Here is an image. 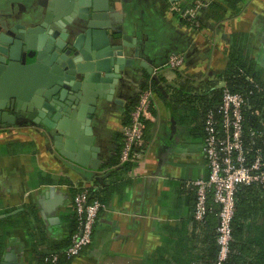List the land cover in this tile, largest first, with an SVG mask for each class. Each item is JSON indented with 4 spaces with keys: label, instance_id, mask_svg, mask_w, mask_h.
Listing matches in <instances>:
<instances>
[{
    "label": "crops",
    "instance_id": "0c3cea01",
    "mask_svg": "<svg viewBox=\"0 0 264 264\" xmlns=\"http://www.w3.org/2000/svg\"><path fill=\"white\" fill-rule=\"evenodd\" d=\"M48 1L34 0L31 9L44 10ZM211 2L110 0L115 28L132 39L131 50L139 55L115 87L112 101L98 103L93 120L100 150L97 169L62 157L27 120L0 127V216H5L0 221V264L9 254L6 264H47V254H61L77 224L75 195L84 189L100 191L105 209L90 246L61 264H214L218 208L203 224L192 219L191 183L207 178L209 170L202 151L204 111L201 103L192 104L191 96L209 85L225 87L220 75L236 34L244 37L245 53L262 71L264 87V0L238 6L221 0L217 7ZM198 5L201 28L196 30L180 15ZM173 54L184 57L180 72L165 66ZM150 80L159 91L152 92L145 115L139 159L115 164L122 119ZM255 224L260 227L246 229L242 243L233 246L230 264H264V219Z\"/></svg>",
    "mask_w": 264,
    "mask_h": 264
},
{
    "label": "water",
    "instance_id": "95a60500",
    "mask_svg": "<svg viewBox=\"0 0 264 264\" xmlns=\"http://www.w3.org/2000/svg\"><path fill=\"white\" fill-rule=\"evenodd\" d=\"M32 3L0 0V126L27 120L62 157L95 170L98 103L112 101L138 51L115 28L110 0Z\"/></svg>",
    "mask_w": 264,
    "mask_h": 264
},
{
    "label": "built area",
    "instance_id": "2783aa9c",
    "mask_svg": "<svg viewBox=\"0 0 264 264\" xmlns=\"http://www.w3.org/2000/svg\"><path fill=\"white\" fill-rule=\"evenodd\" d=\"M199 5L191 7L182 18L194 19ZM172 11H178L172 6ZM198 24L193 28L197 29ZM170 70L180 72L185 67L184 57L171 55L165 62ZM153 93L150 88L139 89L137 102L130 113V122L122 129V149L120 164L135 163L139 159L137 148L143 140L145 115L152 107ZM245 99L239 93L223 88L221 102L216 112H208L204 117L202 151L206 158L209 175L191 183L194 190L192 216L197 222H204L212 211L218 208L216 245L217 264L224 263L230 253L232 243V219L235 212L236 194L240 188L264 185V160L257 152L251 155L246 149L245 138ZM255 133L250 132L252 137ZM105 205L89 199L86 189L75 195L74 210L77 231L71 236V244L65 251L67 259L80 256L92 242L97 219ZM54 256L52 261H56Z\"/></svg>",
    "mask_w": 264,
    "mask_h": 264
},
{
    "label": "trees",
    "instance_id": "16d2710c",
    "mask_svg": "<svg viewBox=\"0 0 264 264\" xmlns=\"http://www.w3.org/2000/svg\"><path fill=\"white\" fill-rule=\"evenodd\" d=\"M221 0H212L210 6L217 7L215 2H219ZM228 1L229 4L233 6H238L239 4L244 3L245 0H225ZM230 5V6H231ZM191 8V7H190ZM189 8V9H190ZM188 10V9H187ZM177 14V13H176ZM182 17V15H180ZM183 23L186 26L194 27L195 24H198L199 27L196 30L201 28V23L197 18V13L192 20H188V18H183ZM244 37L242 35H234L232 41L230 43L229 48V62L228 66L223 73L220 75V80L224 82L225 87L233 93L241 94L246 102L244 116H245V138L244 143L247 150L251 152V155H255L257 152L261 155L262 159L264 160V87L263 83L261 82L262 71L257 68V64L255 60H252L244 51ZM163 84V82H162ZM157 82L154 80H150L147 84H142L141 89L150 88L152 92L159 91ZM167 89V86H165ZM171 91L172 87L170 88ZM202 92L196 96H191L193 99L192 104L197 105L198 102L201 103L202 111L203 112V123L205 115L212 111L216 112L222 97L223 88L219 89L212 85H209L208 88L202 89ZM190 101V100H189ZM137 102V98L135 103L130 106L123 119H122V126L125 127L130 122V113L133 110ZM197 103V104H196ZM199 106V105H197ZM151 109V108H150ZM149 109V110H150ZM149 112V111H148ZM144 121V125H145ZM250 132H254L255 134L250 137ZM145 134V131H144ZM204 136V133H203ZM123 140V136H122ZM122 149V145H121ZM137 150V149H136ZM121 150L119 152L118 158L113 162L115 164H120L119 157H120ZM129 164V163H128ZM122 165V164H121ZM126 165V164H123ZM82 191V190H81ZM81 191H77L76 194L80 193ZM89 194V199L91 200H98L102 204L103 198L100 196V191L94 190H87ZM217 207L212 205L213 208ZM208 214V216L210 215ZM264 219V185H252L250 187L240 188L236 194V203H235V212L232 219V243L230 244V253L227 260L222 264H230L231 260L233 261V246L236 242L242 243V236L246 229L252 227L253 229L259 228L255 224L256 220ZM196 224H203L204 222L200 223L194 220ZM207 220V218H206ZM250 222L252 223L250 225ZM75 229L72 232V235L76 233L78 225L75 222ZM264 227V225H261ZM215 236V243H216ZM71 244V237L66 244V248L63 250L61 254L58 253H51L50 255L47 254L45 257L47 259V264H61L63 261H71L67 259L65 255V251ZM217 255L215 257L214 264H217ZM56 256L57 260L52 261V258ZM45 260V259H44Z\"/></svg>",
    "mask_w": 264,
    "mask_h": 264
},
{
    "label": "flooded vegetation",
    "instance_id": "af4514ba",
    "mask_svg": "<svg viewBox=\"0 0 264 264\" xmlns=\"http://www.w3.org/2000/svg\"><path fill=\"white\" fill-rule=\"evenodd\" d=\"M48 3H49V1H48ZM29 5H30V4H29ZM47 6H48V4H47ZM47 6H43V7L46 8ZM17 13H19V12L17 11ZM18 120H19V119H18ZM17 122H18V121H17ZM17 122H16V124H17ZM16 124H15V125H16ZM15 125H14V126H15ZM0 127H1V126H0ZM8 127H9V126H8Z\"/></svg>",
    "mask_w": 264,
    "mask_h": 264
}]
</instances>
